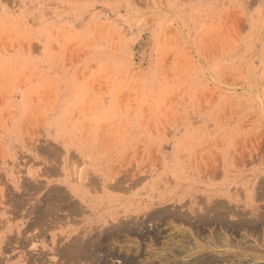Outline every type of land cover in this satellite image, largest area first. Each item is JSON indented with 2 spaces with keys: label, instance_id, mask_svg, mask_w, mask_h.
Masks as SVG:
<instances>
[{
  "label": "rangeland",
  "instance_id": "374dc122",
  "mask_svg": "<svg viewBox=\"0 0 264 264\" xmlns=\"http://www.w3.org/2000/svg\"><path fill=\"white\" fill-rule=\"evenodd\" d=\"M233 253L264 264V0H0V264Z\"/></svg>",
  "mask_w": 264,
  "mask_h": 264
},
{
  "label": "bare ground",
  "instance_id": "6f19581e",
  "mask_svg": "<svg viewBox=\"0 0 264 264\" xmlns=\"http://www.w3.org/2000/svg\"><path fill=\"white\" fill-rule=\"evenodd\" d=\"M53 197H54V196H53ZM60 198H61V197H60ZM63 199H64V198H63ZM51 201H52V200H51ZM67 202H68V201H67ZM48 203H49V202H48ZM48 205H49V204H48ZM52 205H53V204H52ZM57 205H58V204H57ZM54 206H55V205H54ZM51 207H52V206H51ZM51 207L49 206V208H51ZM73 207H74V206H73ZM58 208H59V207H58ZM76 208H77V207H76ZM54 209H56V208H54ZM59 209H60V208H59ZM227 209H228V208H227ZM227 209H226V211L224 210V212H228V211L231 212L230 209H228V210H227ZM45 211H46V210H45ZM50 211H51V210H50ZM57 211H58V209H57ZM57 211H56V212H57ZM60 211H61V210H60ZM74 212H75V211H74ZM218 212H219V210H218ZM224 212H223V214H224ZM40 213H41V212H40ZM49 213H50V212H49ZM54 213H55V212H54ZM219 213H220V212H219ZM38 214H39V213H38ZM38 214H37V215H38ZM52 214H53V213H52ZM70 214H72V213H70ZM216 214H217V212H216ZM225 214H226V213H225ZM228 214H229V213H228ZM228 214H227V215H228ZM42 215H43V214L41 213V214H39L38 216H36L37 218L35 217V219H36L37 222H38V221H40V222L42 221V218H41ZM53 215H54V214H53ZM178 215H179V214H178ZM178 215H177V216H178ZM46 216H47V215H46ZM54 216H55V218H56V215H54ZM59 216H60V215H59ZM151 216H152V215H151ZM151 216L148 215V217H151ZM154 216H155V215H154ZM154 216H152V217H154ZM163 216H165V215H163ZM167 216H168V214H167ZM170 216H172V215H170ZM173 216H174V215H173ZM219 216L221 217V216H223V215H219V214H218V216H217L216 218L218 219ZM225 216H226V215H225ZM42 217H43V216H42ZM175 217H176V216H175ZM181 217H182V216H181ZM220 217H219V219H221ZM53 218H54V217H53ZM178 218H179V216H178ZM181 219H182V218H181ZM134 220H135V219H134ZM221 220H222V219H221ZM34 221H35V220H34ZM243 221H245V220L242 219V222H243ZM48 222H49V221H48ZM134 222H135V221H134ZM134 222H133V220H131V222H129V223L131 224V223H134ZM136 222H137V221H136ZM136 222H135V223H136ZM33 223H34V222H33ZM38 223H39V222H38ZM123 223H125V221H124ZM135 223H134V224H135ZM139 223L141 224V221H140V222H137V225H138ZM249 223H250V222H248V223H243V225H244V224H245V225H248ZM125 224H126V223H125ZM43 225H44V224H43ZM131 225H132V224H131ZM238 225H239V222H238ZM134 226H136V225H134ZM134 226H133V228H135ZM141 226H142V224H141ZM240 226H241V223H240ZM51 227H52V226H51ZM51 227H50V228H51ZM243 227H244V226H243ZM245 227H246V226H245ZM46 228H47V227H46ZM48 228H49V227H48ZM139 228H140V225H139ZM107 229H109V231H108V230H107V231H108V232H111L112 235H111V233H108L107 231H106V233L110 234L111 236H113V234H115V231H116V233H117L118 231H122V232H123V230H125V232H126L125 226H124L123 224H122V225H121V224H116V225L114 224V225H112L111 227H109V228H107ZM103 230H106V228H105V229H102V233H103ZM127 230L129 231L128 228H127ZM130 230L132 231V230H134V229H130ZM136 230H138L137 226H136ZM42 231H43V229H42ZM84 231H85V230H84ZM90 231H91V230L87 231L85 234H88V233L90 234ZM131 231H129V233H130ZM113 232H114V233H113ZM82 233H83V232H82ZM82 233H81V234H82ZM124 235H125V234H124ZM165 235H166V234H165ZM82 236H83V235H82ZM103 236H104V235H103ZM111 236H110V237H111ZM77 237H78V236H77ZM107 237H108V236H107ZM182 237H183V236H182ZM216 237H217V236H216ZM219 237H220V236H219ZM72 238H73V237H72ZM91 238H93V237H91ZM94 238H95V237H94ZM94 238H93V239H94ZM221 238H222V237H221ZM224 239H227V238H224ZM81 240H84V242L80 243ZM108 240H109V239H108ZM173 240H174V239H173ZM182 240H184V238H183ZM182 240H181V241H182ZM212 240H213V239H212ZM217 240H218V239H217ZM217 240H214V241H217ZM78 241H79V243H77ZM85 241H86V239H83V238H81V237H79L78 239H75V238H74V240H73V239L70 240L69 242L72 243V244L68 243V245L66 244L67 246L65 245V246L62 248L63 253L66 251V254H64V255L66 256L67 254H69V255L71 256V255L76 251V250H73L74 247L76 246V248H79V249H77V250H78V251H81L80 253L78 252V254H81V258H82L83 260H85V261L90 260V261H88L89 263H90V262H91V263H93V262L95 263V261H93V260H94V258L96 259V256L94 257V255H96L95 253H96V252H99L100 249H101V247H103V246L99 245L100 243H99V244H98V243L94 244L93 242H98V240L96 241V239H95V241H94V240L91 241V239H90V241H88V242H85ZM181 241H180V238H179L178 240H176V243H180V244H181ZM134 242H135V241H134ZM166 242H167V241H166ZM195 242H196V241H195ZM29 243H30V242H29ZM103 243H104V242H103ZM167 243H168V242H167ZM190 243H191V242H190ZM190 243H189V245H190ZM212 243H213V245H211V247L213 246L214 249H219L220 246H223V247L227 248V249H225L224 253H226V250L228 251V249H229L231 246H233L232 244H231V246H230V245H229L230 242H228L227 240H223V239L220 240V238H219V243H217V242H216V243H215V242H212ZM245 243H246V242H245ZM76 244H77V245H76ZM112 244H113V243H112ZM125 244H126V243H125ZM132 244H133V243H132ZM165 244H166V243H165ZM242 244H243V243H242ZM120 245H122V244H120ZM126 245H127V244H126ZM183 245H184V243H183ZM197 245H199V244L197 243ZM248 245H249V244H248ZM248 245L246 244V246H248ZM180 246H181V245H180ZM184 246H185V245H184ZM192 246H193V245H192ZM195 246H196V245H195ZM195 246H194V247H195ZM200 246H201V245H200ZM200 246H199V247H200ZM206 246H207V245H206ZM246 246H245V244H244L243 248L246 247ZM61 247H62V246H61ZM129 247H130V246H129ZM169 247H170V246H169ZM197 247H198V246H197ZM211 247H210V249L212 250L213 248H211ZM241 247H242V246H241ZM241 247H240V248H241ZM248 247H249V246H248ZM248 247H247V248H248ZM76 248H75V249H76ZM103 248H104V247H103ZM103 248H102V249H103ZM105 248H106V247H105ZM122 248H124V247L121 246V249H122ZM185 248H187V247H182V246H181V249H179L180 251H179L178 253L180 254V252H181V255H182V253H183L184 255H186V254H187V255H190V254H189V253L191 252L190 250H193V249H194V248H191V247H189V246H188L187 249H185ZM200 248H201V247H200ZM207 248H208V247H207ZM237 248H239V247H237ZM240 248H239V250H240ZM243 248H241V250H242ZM121 249H120V250H121ZM128 249H129V248H128ZM201 249H203V247H202ZM221 249H223V248H221ZM221 249H219V250L221 251ZM245 249H246V248H245ZM249 249H250V248H249ZM249 249H248V250H249ZM106 250H107V249H106ZM129 250H130V249H129ZM129 250H128V251H129ZM194 250H195V249H194ZM248 250L246 249L245 252H247ZM121 251H123V250H121ZM128 251H127V252H128ZM188 251H190V252L188 253ZM243 251H244V250H243ZM212 252H213V251H212ZM212 252H211V253H212ZM222 252H223V251H222ZM245 252H242V255H244ZM249 252H250V250H249ZM251 252H252V250H251ZM75 253H76V252H75ZM75 253H74V254H75ZM113 253H114V252H113ZM121 253H122V252H121ZM174 253H175V252H174ZM191 253H192V252H191ZM27 254H29V253H27ZM128 254H129V253H128ZM135 254H136V253H135ZM140 254H141V253H140ZM147 254H148V253H147ZM171 254H172V253H171ZM234 254H235V253H233V255H234ZM257 254H258V253H256L255 255H253L252 260H257V257H258ZM42 255H43V254H42ZM64 255H63V256H64ZM117 255H118V256L120 255L119 252H118ZM137 255H138V253H137ZM148 255H149V254H148ZM156 255H157V254H156ZM221 255H223V253H222ZM238 255H239V254L236 253V254L234 255V257H236V256H238ZM242 255L240 254V255L237 257V258H238V259H237L238 262H237V260H236V261H235V260L233 261V260H232L233 258H231V260H229L230 257H227V256H226L228 260H227V259H224L223 257H221V258H223V260H222V259H221L220 261H217V260H216V261H213L214 259H213V260L211 259L210 261H207V260H206L207 262H205V264H243V262L241 263V260H242V259L240 258V256H242ZM31 256H32V255H31ZM67 256H68V255H67ZM72 256H74V255H72ZM72 256H71V257H72ZM78 256H79V255H78ZM111 256H112V255H111ZM133 256H134V255H132V258H133ZM42 257H43V256H42ZM74 257H77V256H74ZM128 257H130V260H129ZM134 257H135V256H134ZM153 257H154V256H153ZM162 257H163V256H162ZM226 257H225V258H226ZM232 257H233V256H232ZM113 258H114V257H113ZM122 258H123V257H122ZM180 258H181V257H180ZM217 258H218V257H217ZM36 259H37V258H36ZM98 259H99V258H98ZM203 259H205V258H203ZM206 259H207V258H206ZM240 259H241V260H240ZM68 260H69V259H68ZM91 260H92V261H91ZM122 260H123V261H121V262H122V263L125 262L126 264H127V261H128L130 264H135V262H136V261H135V262L133 261L134 259H131V256H127V257L123 258ZM239 260H240V261H239ZM260 260H261V259H260ZM262 260H263V259H262ZM262 260H261V261H262ZM100 261H101V260H100ZM204 261H205V260H204ZM55 262H56V261H55ZM63 262H64V261H63ZM196 262H197V261H196ZM198 262H199V261H198ZM99 263H100V262H99ZM99 263H98V264H99ZM129 263H128V264H129ZM139 263H140V262H139ZM248 263H249V262H247V264H248ZM144 264H145V262H144ZM194 264H195V262H194ZM197 264H198V263H197ZM201 264H202V263H201ZM244 264H246V263H244ZM254 264H257V262L255 261ZM259 264H260V262H259Z\"/></svg>",
  "mask_w": 264,
  "mask_h": 264
}]
</instances>
